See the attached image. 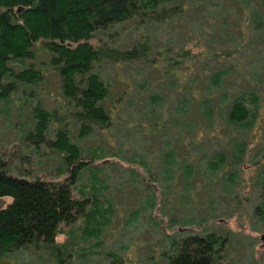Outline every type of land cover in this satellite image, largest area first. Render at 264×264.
Instances as JSON below:
<instances>
[{
	"label": "rangeland",
	"instance_id": "1",
	"mask_svg": "<svg viewBox=\"0 0 264 264\" xmlns=\"http://www.w3.org/2000/svg\"><path fill=\"white\" fill-rule=\"evenodd\" d=\"M179 5L172 19L129 20L91 39L129 48L137 22L154 51L99 63L113 124L80 140L86 165L72 192L87 198V214L60 224L59 252L20 249L0 264H168L171 235L207 231L226 237L214 264H264V2ZM234 98L249 108L245 124L227 121ZM26 110L17 95L0 104V153L15 165L28 156L20 167L29 177H67L55 153L17 136Z\"/></svg>",
	"mask_w": 264,
	"mask_h": 264
},
{
	"label": "trees",
	"instance_id": "2",
	"mask_svg": "<svg viewBox=\"0 0 264 264\" xmlns=\"http://www.w3.org/2000/svg\"><path fill=\"white\" fill-rule=\"evenodd\" d=\"M173 1L0 0V104L17 95L19 107L27 109L17 136L31 151L55 153L67 172V177L56 181L29 177V171L20 167L28 156H20L15 165L0 153V259L20 249L59 252L54 245L60 224L87 214V198H77L72 192L77 175L86 165L80 140L113 124L107 104L108 83L99 74V63L105 58L137 60L154 51L148 31L140 30L137 22L135 28L132 26L137 32L129 48L96 46L91 39L129 20L172 19L179 14L182 0L167 5ZM14 62L19 64L15 67ZM44 96L49 99L45 101ZM51 102L52 106L47 105ZM249 112L240 99L234 98L228 106L227 121L245 124ZM216 156L218 160L225 157L219 151ZM14 168L18 172L14 173ZM177 199L183 204L187 196L177 194ZM225 240L214 231L189 232L180 238L171 235L173 251L161 253L167 256L168 264H214ZM68 255L65 252L63 257L69 259Z\"/></svg>",
	"mask_w": 264,
	"mask_h": 264
}]
</instances>
